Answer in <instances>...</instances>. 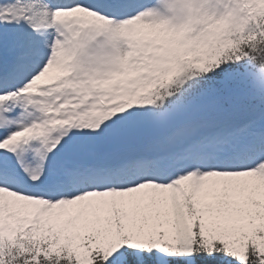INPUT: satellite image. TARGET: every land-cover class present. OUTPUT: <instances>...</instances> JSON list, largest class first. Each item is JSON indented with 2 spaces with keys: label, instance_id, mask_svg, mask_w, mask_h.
I'll return each instance as SVG.
<instances>
[{
  "label": "snow or ice",
  "instance_id": "obj_1",
  "mask_svg": "<svg viewBox=\"0 0 264 264\" xmlns=\"http://www.w3.org/2000/svg\"><path fill=\"white\" fill-rule=\"evenodd\" d=\"M0 264H264V0H0Z\"/></svg>",
  "mask_w": 264,
  "mask_h": 264
}]
</instances>
